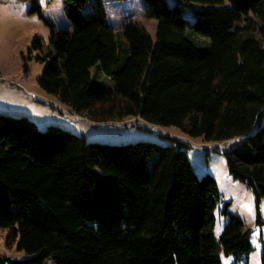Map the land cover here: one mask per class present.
<instances>
[{"label":"trees","instance_id":"1","mask_svg":"<svg viewBox=\"0 0 264 264\" xmlns=\"http://www.w3.org/2000/svg\"><path fill=\"white\" fill-rule=\"evenodd\" d=\"M27 1V0H19ZM30 13L41 14L39 0ZM74 30L51 26L38 82L73 113L105 122L138 118L207 142H231V176L264 199V0H144L157 43L138 21L119 36L99 0H62ZM189 11V17L185 13ZM101 70L113 87L93 85ZM110 144L60 126L40 130L0 114V227L25 259L0 264H221L252 250L243 218L198 178L183 138ZM244 146L247 148L243 153ZM259 223H262L259 215Z\"/></svg>","mask_w":264,"mask_h":264},{"label":"rangeland","instance_id":"2","mask_svg":"<svg viewBox=\"0 0 264 264\" xmlns=\"http://www.w3.org/2000/svg\"><path fill=\"white\" fill-rule=\"evenodd\" d=\"M105 10V20L121 36L124 26L138 21L145 26L153 42L157 43L158 20L147 16L148 6L144 0H99ZM41 14L30 13L31 2L0 0V114L25 116L33 120L40 130L49 125L60 126L73 133L85 134L87 141L110 144H126L137 141L166 142L162 135L172 134L190 144L188 155L198 178L212 175L216 178L221 201L216 214L215 235L220 237L228 220L222 214L225 203L229 210L241 216L250 232L252 250L247 255H226L221 252V264H264V199L259 206L252 188L245 182L234 179L227 165L225 152L231 150L233 140L214 143L203 137H190L176 126H158L138 118L122 121L97 122L77 115L60 102L57 97L45 92L38 79L46 62L39 59L44 53L33 48L35 39L44 43L45 52L51 47V26L74 30L73 21L67 16L62 0H39ZM96 0H86L84 13H94ZM189 17L191 13H185ZM93 85L112 88L113 82L106 79L101 70L93 71ZM247 148L244 146L243 153ZM261 215L262 223H259ZM8 229L0 227V258L21 260L27 254L19 250V238L7 244ZM44 264H57L52 257Z\"/></svg>","mask_w":264,"mask_h":264},{"label":"crops","instance_id":"3","mask_svg":"<svg viewBox=\"0 0 264 264\" xmlns=\"http://www.w3.org/2000/svg\"><path fill=\"white\" fill-rule=\"evenodd\" d=\"M171 136H174V135H172V134H170ZM176 137H178V138H180L179 136H176Z\"/></svg>","mask_w":264,"mask_h":264}]
</instances>
